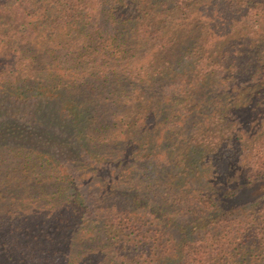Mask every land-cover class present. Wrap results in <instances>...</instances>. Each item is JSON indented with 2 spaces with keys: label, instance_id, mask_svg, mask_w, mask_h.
Segmentation results:
<instances>
[{
  "label": "trees",
  "instance_id": "trees-1",
  "mask_svg": "<svg viewBox=\"0 0 264 264\" xmlns=\"http://www.w3.org/2000/svg\"><path fill=\"white\" fill-rule=\"evenodd\" d=\"M251 54L264 0H0V264H264L259 181L210 179Z\"/></svg>",
  "mask_w": 264,
  "mask_h": 264
},
{
  "label": "rangeland",
  "instance_id": "rangeland-1",
  "mask_svg": "<svg viewBox=\"0 0 264 264\" xmlns=\"http://www.w3.org/2000/svg\"><path fill=\"white\" fill-rule=\"evenodd\" d=\"M248 26L249 24L246 20H237L234 29L235 36L239 38L238 43H241L240 49L245 52H249V50L244 46L241 48V45L243 43L245 44V41L241 39V37L244 36V27ZM253 27L255 29L257 25L255 24ZM251 36H253L252 38L254 39L252 43H257L255 40L259 37L258 31L255 30ZM250 56H252V54ZM252 57L254 58V63H252L250 66L251 68L248 69L246 73H244L245 68H242L239 72L240 74L232 80L233 82L226 79L221 85L220 91L222 93H225L230 87L235 90L234 99L236 102V110H234L233 113V123L237 138L234 142V149L231 150L233 152L232 157L220 163L216 173L213 172L210 179L216 181V184L222 189H235L241 182L249 179L259 181L257 183L255 182L256 184L253 187V192L246 196V198L251 197L252 194L255 199H261L264 197V180H256L250 169L251 167L254 168L253 163L254 160H256L254 149L264 145V54L259 55L260 59H258V62L255 60L256 55ZM154 92L161 95L165 93V89L159 88L154 90ZM218 98L222 103L229 102L228 96L220 95ZM169 144L154 150L153 155L154 157L156 156V160L159 161V163L170 165L169 159L166 156L167 151H169ZM183 147L185 149L187 148L185 144H183ZM59 164V169L62 170L63 173L70 172V177L77 178L76 182L80 185L81 190L83 189L82 191L87 193L86 196H88V193L90 194L92 192H88L90 190L87 180L82 178L83 175L89 177L90 174L88 171H91L89 167L85 173L81 170L78 171V167L80 168L79 163L74 162L69 154L68 157L61 160ZM83 164L87 166V163ZM229 164H231V171L227 170ZM227 171H229L228 174H226ZM46 182L49 183L50 181L46 179ZM127 184L129 183H126V185ZM91 195H97V189L96 193ZM42 215L43 213L39 216ZM18 246L20 248L21 243H19ZM30 251L31 257H34L33 255H35L37 251H35L34 247H31Z\"/></svg>",
  "mask_w": 264,
  "mask_h": 264
}]
</instances>
